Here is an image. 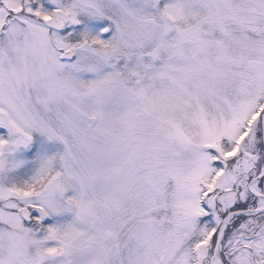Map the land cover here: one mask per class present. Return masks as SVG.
Segmentation results:
<instances>
[{
	"label": "snow or ice",
	"instance_id": "snow-or-ice-1",
	"mask_svg": "<svg viewBox=\"0 0 264 264\" xmlns=\"http://www.w3.org/2000/svg\"><path fill=\"white\" fill-rule=\"evenodd\" d=\"M0 264H264V0H0Z\"/></svg>",
	"mask_w": 264,
	"mask_h": 264
}]
</instances>
